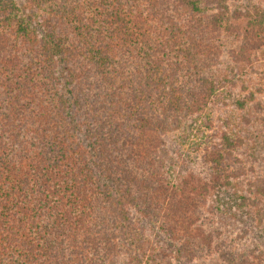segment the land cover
Listing matches in <instances>:
<instances>
[{
    "label": "trees",
    "instance_id": "16d2710c",
    "mask_svg": "<svg viewBox=\"0 0 264 264\" xmlns=\"http://www.w3.org/2000/svg\"><path fill=\"white\" fill-rule=\"evenodd\" d=\"M263 48L251 0H0V264H264V70L178 142Z\"/></svg>",
    "mask_w": 264,
    "mask_h": 264
},
{
    "label": "rangeland",
    "instance_id": "374dc122",
    "mask_svg": "<svg viewBox=\"0 0 264 264\" xmlns=\"http://www.w3.org/2000/svg\"><path fill=\"white\" fill-rule=\"evenodd\" d=\"M251 2L264 8V0H251ZM261 70H264V48L259 52L252 67H246L233 74V81L236 86H228L212 104L207 115L200 118L196 123H192L182 137L178 139L188 160L194 161L202 173L205 172V167L200 163L202 149L215 142L224 129H237L238 132L241 131V134L246 132L244 130L247 129L246 118L251 113L254 102L248 101L247 108L241 109L239 101L245 100L250 92H257V86L261 84L259 75ZM256 99L263 101V96L257 93ZM256 129L259 130L256 131L257 134L254 133L253 137L261 136L258 132L263 129V133L264 127H257Z\"/></svg>",
    "mask_w": 264,
    "mask_h": 264
}]
</instances>
